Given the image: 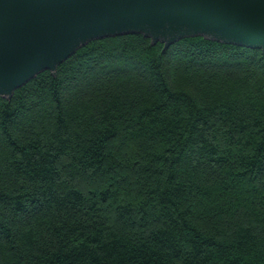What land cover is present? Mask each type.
<instances>
[{
    "label": "trees",
    "instance_id": "obj_1",
    "mask_svg": "<svg viewBox=\"0 0 264 264\" xmlns=\"http://www.w3.org/2000/svg\"><path fill=\"white\" fill-rule=\"evenodd\" d=\"M0 264H264V56L92 41L0 96Z\"/></svg>",
    "mask_w": 264,
    "mask_h": 264
},
{
    "label": "water",
    "instance_id": "obj_2",
    "mask_svg": "<svg viewBox=\"0 0 264 264\" xmlns=\"http://www.w3.org/2000/svg\"><path fill=\"white\" fill-rule=\"evenodd\" d=\"M138 34L167 49L191 37L258 49L264 0H0V96L95 40Z\"/></svg>",
    "mask_w": 264,
    "mask_h": 264
},
{
    "label": "bare ground",
    "instance_id": "obj_3",
    "mask_svg": "<svg viewBox=\"0 0 264 264\" xmlns=\"http://www.w3.org/2000/svg\"><path fill=\"white\" fill-rule=\"evenodd\" d=\"M88 44V43H87ZM85 46V45H84Z\"/></svg>",
    "mask_w": 264,
    "mask_h": 264
}]
</instances>
